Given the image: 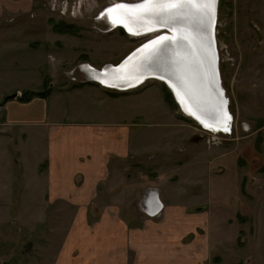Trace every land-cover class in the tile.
<instances>
[{"label":"rangeland","instance_id":"1","mask_svg":"<svg viewBox=\"0 0 264 264\" xmlns=\"http://www.w3.org/2000/svg\"><path fill=\"white\" fill-rule=\"evenodd\" d=\"M10 1H0V264H51L61 243V208L72 213L56 203L58 215L50 206L39 214L35 198L25 202L23 190L33 177H25L23 164L40 169L34 163L41 148L32 151L23 131L1 123L5 103L31 90L52 95L50 119L123 126L130 151L110 158L106 185L112 189L105 199L128 189L120 212L129 225L131 216L140 218L144 191L157 197L155 187L145 186L166 185L174 201L189 205L195 228L188 238L204 234V222L213 245L220 240L209 264H264V0H218L215 40L231 115L227 132L203 130L161 81L118 91L81 72L83 65H116L153 36L109 31L97 20L110 4L139 0H31L25 11L23 0ZM14 93L17 99L6 100ZM97 210L89 209V217ZM62 227L66 233V221Z\"/></svg>","mask_w":264,"mask_h":264},{"label":"crops","instance_id":"2","mask_svg":"<svg viewBox=\"0 0 264 264\" xmlns=\"http://www.w3.org/2000/svg\"><path fill=\"white\" fill-rule=\"evenodd\" d=\"M0 1L1 5L11 3ZM30 4L31 0H23V11ZM52 99L49 95L34 96L27 102L8 101L2 108L5 114L1 123L7 130L17 127L23 131L26 137L23 144H33L32 151L41 148L42 156L34 163H40V169L23 164L25 177H33L23 190L25 202L31 203L35 198V208L42 209L39 214L49 206L52 210L59 208L56 203L72 210L66 216L61 208L57 230L62 237L56 242L61 243L57 252L51 253V264H209L208 256L220 240H214L213 245L209 226L204 222L205 233L188 238L189 230L195 228L185 210L189 205L174 201L166 185L158 187L150 182L145 186L155 187L157 197L151 191L145 195L144 191L141 197L146 212L139 211L140 218L131 216V225L120 212L128 189L124 191L123 187L118 192L120 196L111 195L112 202L106 201L105 196L112 189L106 185L110 176L108 162L111 157H124L130 151L120 128L123 126L102 120L64 123L50 119L48 103ZM19 151L23 153L22 148ZM156 198L160 202L159 211L151 215L148 210ZM89 209H98L94 211L97 215L89 217ZM56 213L53 210L51 215ZM65 221L66 233L63 227L59 230Z\"/></svg>","mask_w":264,"mask_h":264},{"label":"bare ground","instance_id":"3","mask_svg":"<svg viewBox=\"0 0 264 264\" xmlns=\"http://www.w3.org/2000/svg\"><path fill=\"white\" fill-rule=\"evenodd\" d=\"M152 1L153 0H139L136 2L119 1L104 7L101 10V12H99L97 16V20H104L106 23H108L107 21H109L110 27L112 29L114 28L115 30L118 27V25H123L127 29L128 35L143 36V34L144 35L147 34L153 36L147 39V40L151 39L150 41L148 42L144 41L142 44L137 46V48L133 51V53L131 55L128 54L125 61L121 63V65H119L118 67H116L117 64L116 65L106 64L101 69H96L93 68L92 66L83 67L85 66L83 65L80 68L81 72L86 74L89 80L97 82L104 87L112 88L115 90L135 89L141 86L143 83H145L146 80L148 79H154L158 81L160 80L165 81L166 79L169 81V85L173 89L175 95L174 98L177 99L176 102L178 103V105L179 104L181 105V106L179 105V107L186 116L193 118L201 126L203 130L209 132L210 131L217 132L221 130L226 131L227 129H225V125H222V123L217 122L216 124H214L213 117H215L216 115V111L214 108H211L208 104L201 106L202 109L204 108V110L208 112L209 117H211V119L208 120L206 118L207 115L203 116L200 111L196 110V108L193 107L191 100L188 98L187 100L184 94L181 92V90H179L180 88H178L177 84L175 82H171L172 80H170L169 78V75L177 77V67L179 61L178 50L181 45V35H179L180 36L179 43L176 45L174 49L172 48V51H170L169 49H167L166 51L162 50L163 46L156 47L159 42H162L163 40L166 39L172 40L174 42L173 39L177 37V34H181L180 29L183 28L193 29L192 25L195 24V20L197 18L194 16V12H192V15L186 13L185 10H187V7L183 6L185 2H190V1L189 0H159L156 4V7H154ZM195 2L198 5L202 3L201 0L198 1L195 0ZM147 5L149 6L147 7ZM118 6H122L123 8L127 6L130 8L131 6H133L142 9L147 7L146 9L153 8L155 10L156 8V10L155 11L153 10L154 12H152L150 16L148 15L141 17V18L149 17V18H145V20L146 19L148 20L147 22H144V20L140 18H135L137 24H131L128 21L129 20L128 15L125 14L127 10L122 11L123 13L122 17L117 18L115 16L114 12L118 9ZM182 19L184 25L181 23ZM116 25L117 27H115ZM166 26H169L171 29H166ZM179 26H182V28H180ZM175 29H178L179 31H176ZM202 32H205V30H202ZM215 34H216V30H215ZM158 35L160 36L153 39ZM216 49H217V45H216ZM168 50L169 52H167ZM128 64H130V66L127 68L128 70L126 71L129 72L128 75L129 74L134 75L135 73H138L137 71L139 70H141L143 73L137 74L136 76H133L128 80L127 78H125L123 83L117 82L118 79L114 78L113 71L117 69L119 71L122 68H124V66L127 67ZM203 66L206 68L209 67L208 63H204ZM142 69L145 71H143ZM183 76L184 75H182V79ZM136 80L138 81L133 85H128L126 86L127 88H123V85L133 83Z\"/></svg>","mask_w":264,"mask_h":264},{"label":"water","instance_id":"4","mask_svg":"<svg viewBox=\"0 0 264 264\" xmlns=\"http://www.w3.org/2000/svg\"><path fill=\"white\" fill-rule=\"evenodd\" d=\"M158 1L159 0L152 1L154 7H156ZM189 1L190 2H185L183 6L187 7V10H185L186 13L192 15V12H194V16L197 18L195 20V24L192 25L193 29H187V28L180 29L181 34L176 33L177 37L173 39L174 42L172 40L166 39L163 40L162 42H159L156 47L163 46L162 50L166 51L167 49H169L170 51H172V48L174 49L176 45L179 43L180 40L179 35H181V45L178 50L179 61L177 67V77L169 75V78L170 80H172L171 82H175L177 84L178 88H180L179 90H181V92L184 94L186 99L188 98L191 100L192 105L194 108H196V110L200 111L203 116L207 115L206 118L208 120H210L211 117H209L208 112L204 110V108L202 109L201 106L208 104L211 108H214L216 111V115L215 117H213L214 124H216L217 122L222 123V125H225V129H227L226 130L227 132L230 130L231 115L228 109V100L225 96V90L223 89L222 81L220 77L219 63H218V56L216 49V40H215V23H216V15L218 10V0H201L202 3H200L199 5L195 2V0H189ZM149 5H147V7ZM146 8L142 9L133 6H131L130 8L128 6L123 8L122 6H119L114 13L115 16L118 18L123 16L122 13L123 10H127L125 14L128 15L129 17L128 21L131 24H137L135 18H140L144 20V22H147L148 20L147 19L145 20V18H149V17H144V18L141 17L148 15L150 16V14L156 10V8L155 10L153 8H148V9ZM107 22L108 23L106 24L109 26V31H112L114 28L112 29L110 27L109 21ZM181 23L183 24V19L181 20ZM115 27H117V25ZM179 27L182 28V26ZM118 28H122L123 31L127 33V29L123 25H118ZM166 29H171V28L169 26H166ZM175 30L179 31L178 29ZM202 30H205V32H202ZM145 35L143 34V36ZM160 35L154 37L153 39L159 37ZM150 40H147L145 42H148ZM136 48H134L132 52L129 53V55H131ZM169 50L167 52H169ZM126 57L122 59L116 65V67L121 65V63L125 61ZM204 63H208L209 67L207 68L204 67L203 66ZM130 64H128L127 67L124 66V68H122L119 71L118 69L113 71L114 78L118 79L117 82L123 83L125 78H127L128 80L133 76H136L137 74L143 73L141 70H139L137 71L138 73H135L134 75L129 74L132 75L129 76L128 75L129 72L126 71L128 70L127 68L130 66ZM182 75H184L183 79H182ZM138 80L134 81L133 83L123 85V88H127L126 86L128 85H133ZM160 81L163 82L166 85V87L171 91V94L174 95L173 89L169 85V81L166 79L165 81L163 80ZM120 91H125V90H120ZM16 96H17L16 93L11 94L6 98V100L13 99ZM175 100L177 101L176 98ZM158 207H159V202L156 199H154L151 202V206H150L151 210H148V212L150 214H154L158 210Z\"/></svg>","mask_w":264,"mask_h":264},{"label":"trees","instance_id":"5","mask_svg":"<svg viewBox=\"0 0 264 264\" xmlns=\"http://www.w3.org/2000/svg\"><path fill=\"white\" fill-rule=\"evenodd\" d=\"M118 29L123 33V30L121 28H118ZM126 35H128V34L126 33ZM24 92H25L26 95L24 94ZM24 92H23V95L22 96H19L18 97V100H20L22 102H27V101H29L34 96L41 97V98H46V97H48V94H49L47 91L45 92V91H33V90H31V91H28V92H26V91H24ZM170 93H171V91H170ZM111 94H115V93L111 92ZM171 95H172L173 99L175 100L173 94H171ZM164 96H165L166 100H168L169 102L170 101L172 102L171 96H170V94H169V92L167 90L165 91ZM175 102H176V100H175ZM176 104L178 105L177 102H176Z\"/></svg>","mask_w":264,"mask_h":264},{"label":"built area","instance_id":"6","mask_svg":"<svg viewBox=\"0 0 264 264\" xmlns=\"http://www.w3.org/2000/svg\"><path fill=\"white\" fill-rule=\"evenodd\" d=\"M211 132H212V131H211ZM141 210H142L143 212H146V210L144 209V207H142Z\"/></svg>","mask_w":264,"mask_h":264},{"label":"snow or ice","instance_id":"7","mask_svg":"<svg viewBox=\"0 0 264 264\" xmlns=\"http://www.w3.org/2000/svg\"><path fill=\"white\" fill-rule=\"evenodd\" d=\"M119 7V6H118Z\"/></svg>","mask_w":264,"mask_h":264}]
</instances>
